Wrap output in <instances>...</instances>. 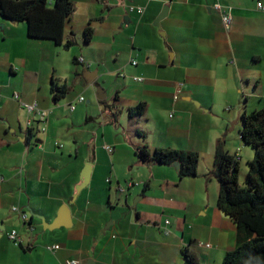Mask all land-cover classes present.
<instances>
[{
	"label": "crops",
	"instance_id": "1",
	"mask_svg": "<svg viewBox=\"0 0 264 264\" xmlns=\"http://www.w3.org/2000/svg\"><path fill=\"white\" fill-rule=\"evenodd\" d=\"M70 1L77 11V4L91 6L98 0ZM129 4L143 7V13L136 8L131 11ZM257 4L264 7V0H124L117 4L128 15L124 22L137 21L133 45L139 35L156 41L157 48L138 43L136 64L130 61L117 69L119 80L111 109L105 106L108 94L106 100H98V92L81 74L90 69L82 57L85 52L74 55L84 62L77 61L74 68L68 60L67 74H63L59 67L62 46L31 39L24 24L3 21L0 264H9L17 252L25 258L37 257L40 264H67L71 260L86 264L92 246L97 249L100 245L105 256L102 264H187L181 255L183 249L194 254L199 264H221L224 255L237 248L236 225L217 208L219 186L211 172L220 142L230 155L238 154L240 162L241 151L247 146L240 133L239 142L229 145L228 129L226 135L214 133L209 119L216 114L213 109L217 103L228 100L238 102L242 115L249 106L252 112L264 107V10ZM164 5L169 11L162 23L166 34L162 44L156 39L153 22ZM216 6L231 9L229 31L223 28L221 10ZM67 30L72 27L66 29L65 36ZM164 53H172L170 60L168 55L163 58ZM53 83L66 86V94L59 101L54 100ZM177 87L181 91L175 100ZM15 93L18 99L13 98ZM20 103H36L48 111L46 122L40 123ZM141 103L146 106L143 115L130 119L128 110ZM28 119L32 120L33 132L27 141ZM108 145L112 152L104 148ZM143 145L150 151L196 153V175L180 180L167 169L171 166L141 163L136 150ZM202 162L206 164L201 166ZM85 165L92 168L89 184L69 204L72 223L78 225L76 241H69L72 234L60 233V244L47 245L60 248L49 251L45 241L33 236L35 221L40 226L41 222L32 218L29 224L34 231L30 232L12 208L28 215L32 211L51 223L60 206L76 194ZM196 194L211 195L198 200ZM132 198L138 202L131 212ZM105 220L109 224L104 229ZM166 220L167 236L163 233ZM115 227L119 233L111 237L109 231ZM12 231L17 232L24 250L9 239ZM43 245L45 248L37 250Z\"/></svg>",
	"mask_w": 264,
	"mask_h": 264
},
{
	"label": "trees",
	"instance_id": "2",
	"mask_svg": "<svg viewBox=\"0 0 264 264\" xmlns=\"http://www.w3.org/2000/svg\"><path fill=\"white\" fill-rule=\"evenodd\" d=\"M75 12L70 0H0V18L14 24H24L31 39L49 40L68 50L75 44L73 39H65V26ZM94 30L88 25L83 30L84 43H89ZM66 40V41H65ZM76 64L77 60L74 59ZM54 100L59 101L66 94V86L52 84ZM104 103V102H102ZM145 104L141 103L128 110L130 119L143 115ZM240 138L244 145L253 149L254 156L249 162L246 186L240 187L238 156L230 155L220 142L214 152L213 170L219 190L217 208L236 225L238 246L224 255L221 264H264V107L240 117ZM141 138L144 135L136 131ZM30 140V131L25 134ZM141 163L158 165L178 164L177 175L181 180L196 175L199 156L171 149L150 151L146 145L136 150ZM33 219L29 220V223ZM20 248H24L19 244ZM181 255L187 264H199L194 254L183 249Z\"/></svg>",
	"mask_w": 264,
	"mask_h": 264
},
{
	"label": "rangeland",
	"instance_id": "3",
	"mask_svg": "<svg viewBox=\"0 0 264 264\" xmlns=\"http://www.w3.org/2000/svg\"><path fill=\"white\" fill-rule=\"evenodd\" d=\"M119 3H124V0H110L108 4H105L103 0H98L94 1V4L91 6H87L86 4L82 3L77 4V11L75 10L76 12L71 16V22H68L65 26V31L67 28L72 27L71 31L67 30L68 33L66 34L65 39L71 38L73 39L75 44L71 46L68 50L62 49L61 56L59 57L60 71L63 74H67L65 70L68 67V60L70 61L71 65L75 68L76 66L73 63L74 55H80V51L85 52L82 57L88 64H90V69L88 71H97V77L94 79L91 86H94L93 88L96 91L98 87L101 88L106 94V96L108 94V99L105 103V106L107 104V107L110 109L115 106V103H112L111 97L118 85L119 79L116 75L117 69L121 68V66L127 64L130 61H138V43L141 42L144 47H146V45L148 44L157 48L156 41L151 40L150 37L147 36L141 39L139 35H137L136 43L135 45H133L134 27L136 26L137 21L131 20V22L129 23L124 22V19L127 18L128 15H124L122 13L121 8H119V6L117 5ZM127 7L128 9L143 8L131 4L127 5ZM163 7H165V5ZM89 18L90 20L89 22H87V19ZM167 18L163 19L160 22V29L156 28L153 22V30L157 33L158 36V38L156 37V39L157 41L161 40L162 44L165 43V38L161 36V33L165 34V30H163L165 26H163L162 23L165 22ZM0 20H2V22H0L1 30V26L4 24V20L1 18ZM88 23H90V27L94 30V34L91 41L86 44L84 43L83 30L88 25ZM171 54L172 53H164L163 58L167 59L168 55V58L170 60ZM81 68L82 67L80 66V69ZM73 77L74 74H72L70 84L73 82ZM252 109L253 108L249 106L247 109V114L252 113ZM213 110L217 112L215 115H211V118L209 119V125L211 126L212 131L214 133L222 131L224 133L223 135H226L225 129L227 128V141L229 145L235 141L239 142L237 140V135L239 136V131L241 129L240 117L243 111L240 110L238 102L235 100H228L226 103L223 104L219 102ZM245 148L246 151H241V156H243V158L240 162V169L238 173V183L240 187L246 186V174L248 171L249 162L254 156L252 147L247 146ZM203 164L205 165L206 163L202 162L201 166ZM125 168L128 169L129 167L126 166ZM165 168H163L162 170H166ZM167 169L173 171L175 175L177 174V171L173 166L168 167ZM100 188L102 189L103 186L101 185ZM83 194H86V191ZM98 194H102L101 191H99ZM115 194H117V192H115ZM209 195L211 194H196V197L198 198V200L204 197L205 199H207L209 198ZM135 198H132L130 201L131 212L133 211L132 208L134 207L133 205ZM104 206H106V202L104 203ZM102 217L103 219H107L106 217L104 218V216H101V218ZM106 221L107 220H105V222ZM108 224L109 222H106L104 229ZM34 225L35 232L33 233V236L40 237L41 240L45 241V246L55 243L60 244V240L63 237L59 236L60 233H70L72 235L69 241H72V243L76 241V233L78 228L77 224H73V227L71 229H58L51 232H43L40 224L37 221H35ZM112 228L114 227H111V229ZM115 228V231L114 229L109 231V235L111 237L112 235L113 237H117L119 233L117 231L118 227ZM107 232L108 231L103 230L104 234H108ZM12 244L13 243H11V245ZM45 246L43 245L37 250L41 251L42 248H45ZM87 255H89V258H85L86 262H94L95 260L96 262H98L96 264H102L105 259L101 245L97 249L92 246L91 252H89ZM9 259V264H40L39 259L37 257L35 259L25 258L21 252H17V254L11 255Z\"/></svg>",
	"mask_w": 264,
	"mask_h": 264
},
{
	"label": "built area",
	"instance_id": "4",
	"mask_svg": "<svg viewBox=\"0 0 264 264\" xmlns=\"http://www.w3.org/2000/svg\"><path fill=\"white\" fill-rule=\"evenodd\" d=\"M257 6L261 9L264 10V7L261 6V4H257ZM216 9L219 10L220 9V6H216ZM130 10H134V8H130ZM221 10V22H222V25H223V28L226 30V31H229L232 27V23H233V18H232V13H231V9L230 8H222L220 9ZM137 11L142 14L144 9L143 8H137ZM79 63H83V59L80 58L77 60ZM132 64L135 65L136 62H133L132 61ZM180 87H177L175 89V93H174V99L176 100L178 98V95L180 94ZM14 99H18V94H14L13 96ZM79 101H83V98H80ZM20 106L26 110L29 114H34L37 116L38 120L40 121V123H45L46 122V119H47V116L49 114L48 111H44V110H41L39 109V107L37 106L36 103H32V104H25V103H20ZM70 109L73 110L74 107L73 106H70ZM32 129V120L31 119H28L26 121V132L30 131V132H33L31 131ZM45 131V128L44 127H41L40 128V132L41 133H44ZM104 148L108 151V152H112V148L110 146H104ZM237 156H239L238 154H236ZM239 158V157H238ZM0 180L1 179V176H0ZM119 190L122 192L124 191L123 188H119ZM12 211L13 212H18V215L20 217V219L24 222V224L27 226V228L29 229L30 232H33L34 231V228L29 225V220H30V216L26 213V212H22V211H19L17 207H13L12 208ZM168 225H169V221L166 220L165 221V225H164V228H163V233L164 235H169L170 231L168 229ZM9 239L14 243V245L18 246L19 244H21V239L20 237L18 236L17 232L16 231H12L10 234H9ZM201 246V245H200ZM205 247H208V245H205ZM60 247L58 245H52V246H47V249L49 251H54V250H58ZM67 264H82L79 260H71L69 261Z\"/></svg>",
	"mask_w": 264,
	"mask_h": 264
},
{
	"label": "water",
	"instance_id": "5",
	"mask_svg": "<svg viewBox=\"0 0 264 264\" xmlns=\"http://www.w3.org/2000/svg\"><path fill=\"white\" fill-rule=\"evenodd\" d=\"M126 1H131V0H126ZM168 11H169V7L165 6L162 8L160 14L154 21V26L156 28L160 29V22L167 17ZM3 27L4 26L2 25L1 29H3ZM161 36L164 37V34L161 33ZM81 74L83 78L86 80L87 84H92V82L97 76V71L90 72L88 70H85ZM97 92H98L97 99L100 101H104L106 98V94H103L102 91H100L99 89L97 90ZM11 132L13 133L12 130ZM20 141L23 142L24 138H22ZM172 166L176 169V171L178 170L177 163H174ZM91 171H92V168L90 165H85L83 167L81 174H80L82 182L78 186H76V194L72 196V200L68 204H63L60 206L55 219L51 223L46 222L44 217L34 214L32 211H29L30 218H36L41 222L43 232H46V231L51 232V231L58 230L61 228L69 229L72 227L73 223L71 219V210H70L69 204H71L72 202H75L77 195L89 184L90 177H91ZM137 202L138 200L136 199L134 201L133 206H135ZM2 230L3 228H0V236H1ZM86 264H94V263L89 261Z\"/></svg>",
	"mask_w": 264,
	"mask_h": 264
}]
</instances>
